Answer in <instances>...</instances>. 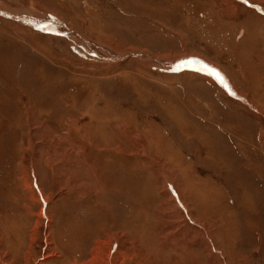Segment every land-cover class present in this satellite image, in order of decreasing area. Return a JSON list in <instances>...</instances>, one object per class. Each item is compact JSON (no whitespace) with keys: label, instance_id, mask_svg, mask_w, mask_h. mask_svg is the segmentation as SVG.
<instances>
[{"label":"rangeland","instance_id":"rangeland-1","mask_svg":"<svg viewBox=\"0 0 264 264\" xmlns=\"http://www.w3.org/2000/svg\"><path fill=\"white\" fill-rule=\"evenodd\" d=\"M0 11V264H264V0Z\"/></svg>","mask_w":264,"mask_h":264},{"label":"crops","instance_id":"crops-1","mask_svg":"<svg viewBox=\"0 0 264 264\" xmlns=\"http://www.w3.org/2000/svg\"><path fill=\"white\" fill-rule=\"evenodd\" d=\"M69 144H71V143H69ZM72 147H74V146H70V148H72ZM74 152H76V151H73V153ZM63 154H66L65 152L63 153ZM63 154H61V156L63 155ZM67 156V161H65V159L66 158H64V157H66ZM62 159H64L62 162H61V166H63V165H67V164H69L70 163V161L72 160V159H76V154H72V153H70V154H68V155H65V156H63L62 157ZM71 167H74L72 164L70 165ZM65 169L66 168H68V167H65V166H63ZM69 169V168H68Z\"/></svg>","mask_w":264,"mask_h":264},{"label":"bare ground","instance_id":"bare-ground-1","mask_svg":"<svg viewBox=\"0 0 264 264\" xmlns=\"http://www.w3.org/2000/svg\"><path fill=\"white\" fill-rule=\"evenodd\" d=\"M0 13H2V12L0 11ZM27 22H28V20H27ZM29 24H30V25H33L32 22H31V23L29 22ZM217 75L220 76L219 73H217ZM224 79H225V78H224Z\"/></svg>","mask_w":264,"mask_h":264},{"label":"snow or ice","instance_id":"snow-or-ice-1","mask_svg":"<svg viewBox=\"0 0 264 264\" xmlns=\"http://www.w3.org/2000/svg\"><path fill=\"white\" fill-rule=\"evenodd\" d=\"M247 2V0H245V3Z\"/></svg>","mask_w":264,"mask_h":264}]
</instances>
